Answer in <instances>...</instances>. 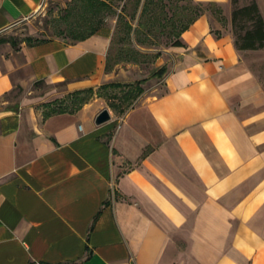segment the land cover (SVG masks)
I'll list each match as a JSON object with an SVG mask.
<instances>
[{"label": "crops", "instance_id": "obj_1", "mask_svg": "<svg viewBox=\"0 0 264 264\" xmlns=\"http://www.w3.org/2000/svg\"><path fill=\"white\" fill-rule=\"evenodd\" d=\"M45 1L0 0V35ZM191 1L221 13L181 29L150 93L101 124L100 96L42 114L4 95L101 84L115 18L0 42V264H264V78L245 58L264 48H236L230 0Z\"/></svg>", "mask_w": 264, "mask_h": 264}, {"label": "rangeland", "instance_id": "obj_2", "mask_svg": "<svg viewBox=\"0 0 264 264\" xmlns=\"http://www.w3.org/2000/svg\"><path fill=\"white\" fill-rule=\"evenodd\" d=\"M107 1L113 5L115 12L99 11L94 15L86 8V0H46L34 16L0 35V38L14 40L16 43L26 38L30 41L46 38L74 41L99 26L97 19H102V24H106V18H115L114 32L104 64L106 76L101 84L92 87L91 91H87V88L71 90L65 82H32L26 87L16 84L4 97L10 100L25 95L32 97L36 109L45 114L51 108L72 110L100 96L104 99L103 108L108 107L120 114L136 105L145 92L150 93V87L159 82L165 71L157 69L158 62L162 61L159 57L167 60L165 50L194 15L196 6L191 0H161V7L160 1L156 0L152 11L144 13L137 23L140 8L135 17L129 15L134 11L133 0H128L124 12H120L122 2ZM247 2L237 0V5ZM202 7L211 11L215 8L208 5ZM245 58L263 79L264 53H249ZM161 91L159 88L155 92ZM81 98H85V102L79 104Z\"/></svg>", "mask_w": 264, "mask_h": 264}, {"label": "trees", "instance_id": "obj_3", "mask_svg": "<svg viewBox=\"0 0 264 264\" xmlns=\"http://www.w3.org/2000/svg\"><path fill=\"white\" fill-rule=\"evenodd\" d=\"M159 6L162 7L161 0H159ZM118 2H122L120 12H124L128 0H118ZM135 3L134 11L133 13H130V17H135L136 13L139 11V16L137 23H139V19L142 17L144 13H147L148 11H152L153 6L156 3V0H143L140 6L141 0H133ZM195 13L192 17L188 19V21L182 26L181 29H184L187 27V25L192 22L204 9L201 4L194 3ZM232 4V10H231V28L232 33L234 35V44L237 49H260L264 48V21L260 14L258 5L255 0H248L247 3L242 5H237V0H231ZM86 8L89 9L91 14H98L102 11H112L115 12L113 9V5H111L107 0H86ZM164 5V3H163ZM207 6V5H206ZM208 6H215L214 9H212L213 13H221V9L219 6H217L215 3H210ZM100 11V12H99ZM119 16V15H118ZM104 17V16H103ZM102 17V18H103ZM99 23V26L93 27L90 29V31L79 37L78 39L85 37L86 35H89L96 31L100 26L104 25L102 19H97V23ZM44 39L36 40L42 41ZM8 41L12 46H14L15 42L14 40H7V39H0V42ZM27 42H32L26 38ZM170 45H181V41L178 39L173 40ZM162 70V69H159ZM87 91H91V88H87ZM80 91V90H79ZM79 91H75L76 93H79ZM85 98H81L79 104L84 103ZM80 107V105L78 106ZM78 107H75L72 110L77 109ZM63 108H51L50 111L47 114L55 113L58 111H64Z\"/></svg>", "mask_w": 264, "mask_h": 264}, {"label": "water", "instance_id": "obj_4", "mask_svg": "<svg viewBox=\"0 0 264 264\" xmlns=\"http://www.w3.org/2000/svg\"><path fill=\"white\" fill-rule=\"evenodd\" d=\"M110 118V114L107 108H102L97 112L94 118L95 124H101Z\"/></svg>", "mask_w": 264, "mask_h": 264}]
</instances>
